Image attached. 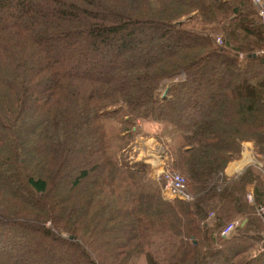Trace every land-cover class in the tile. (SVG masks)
Here are the masks:
<instances>
[{"label": "trees", "instance_id": "trees-1", "mask_svg": "<svg viewBox=\"0 0 264 264\" xmlns=\"http://www.w3.org/2000/svg\"><path fill=\"white\" fill-rule=\"evenodd\" d=\"M107 119L124 142L156 125L193 198L115 152ZM245 142L264 154L252 0H0V264H264L262 174H226Z\"/></svg>", "mask_w": 264, "mask_h": 264}, {"label": "rangeland", "instance_id": "rangeland-1", "mask_svg": "<svg viewBox=\"0 0 264 264\" xmlns=\"http://www.w3.org/2000/svg\"><path fill=\"white\" fill-rule=\"evenodd\" d=\"M183 20H186L187 21V18H183ZM130 32H132L133 36L135 38H140V37H148L149 36V33L151 32V29L150 28H147V27H144V26H135L134 28L130 29L129 30ZM128 31V32H129ZM128 32L125 33V34H122L120 35L117 40L115 41L116 43L114 44L115 46L112 47V49L117 50V48H119L120 44L125 42V36L128 35ZM217 36V40L218 42H222V41H219V39H221V34L220 33H217L216 34ZM91 60L94 59V57H90ZM90 60V61H91ZM231 73H234L233 69H228L227 72L225 73V76L223 77V84H220L218 86V90H221L223 89L225 86H228L231 84ZM181 77V76H180ZM167 89V88H166ZM203 93H204V97H203V100H202V103L199 104L198 106V110L199 111H202L204 109V105L206 104V101H208L210 95L212 93H209L210 90L208 89H205V87L203 88ZM165 91L163 92V95L165 94ZM209 93V94H208ZM106 126H107V130H108V135H109V140H110V144H111V147L112 149L115 151V152H119L121 150V147H126L127 151L126 153H128V160L131 164L135 163L136 161H143V162H146L148 164L151 165V175L157 179H159V174L158 172L162 171V170H165L166 168V164H167V160H168V155H167V152L163 146L162 143H160L155 137H154V134L156 133V130H160L156 125H153L150 129L151 131V134L150 132H143L141 135L140 134H136L134 136V138L132 139H125V142L123 140H121V138L118 136V127H119V122L114 120V119H107L106 120ZM140 127L143 129L145 128L144 125H140ZM144 131V130H143ZM164 132L166 133V136H168L170 138V135H173L174 132L172 131L171 128H167L166 130H164ZM147 133V134H145ZM136 137V138H135ZM171 142H173L171 140ZM249 147L250 150H255L256 147H254V143H249V142H245L244 144V147ZM131 148V151H129ZM246 153H249V152H246ZM242 156V154L240 155ZM239 156V158H241ZM253 163V162H251ZM240 167L239 166V163H238V158H236L235 160L231 161L229 164H228V167ZM248 168H253L257 171V173H260L262 174V186L264 188V168L262 166H259V165H256V164H246V166L242 169V170H239L236 172V170L234 172L231 173V176L230 177H237L238 175L242 174L245 170H247ZM254 170V171H255ZM227 172V171H226ZM222 187V186H221ZM218 189V188H217ZM220 189V188H219ZM188 196L190 197V199L188 200H191L193 197L190 193H188ZM248 196H251V199L249 200L248 199ZM246 197L248 199V201L252 204L254 203V188H253V185H249L248 188H247V194H246ZM256 203V202H255ZM263 208L264 210V204H256V213L257 215L261 216L260 212H259V207ZM210 216V219L214 217V215H212V213L209 215ZM261 218L264 219V217L261 216ZM242 219L240 218H235L233 219L232 221L226 223L225 225L227 226L228 224H230L231 222H234V221H239L240 223L242 222L241 221ZM225 226V227H226ZM224 227V228H225ZM65 236H69L68 233H64Z\"/></svg>", "mask_w": 264, "mask_h": 264}, {"label": "built area", "instance_id": "built-area-1", "mask_svg": "<svg viewBox=\"0 0 264 264\" xmlns=\"http://www.w3.org/2000/svg\"><path fill=\"white\" fill-rule=\"evenodd\" d=\"M252 2L257 9L258 16L262 24L264 25V0H252ZM219 41H221V39H219ZM251 162H253L252 164L263 166V162L256 158L252 159ZM158 173H160L159 179L162 178L164 181L163 191L168 197L190 199V197L188 196V193L186 192L185 180L179 174L172 173V172L170 173L169 171H164V170ZM248 199L250 200L251 196H248ZM258 210L261 216L264 217V210L262 206L259 207ZM239 224H240L239 221L231 222L223 229L222 235L228 236L239 226ZM263 233H264V230H263Z\"/></svg>", "mask_w": 264, "mask_h": 264}, {"label": "crops", "instance_id": "crops-1", "mask_svg": "<svg viewBox=\"0 0 264 264\" xmlns=\"http://www.w3.org/2000/svg\"><path fill=\"white\" fill-rule=\"evenodd\" d=\"M249 143H252V142H249ZM250 147V146H249ZM248 147V148H249ZM251 151L252 150H246V151H244L243 153H242V156H240L241 158H239L238 159V163H239V166L240 167H235V168H233V167H229V168H227V172H226V174L228 175V176H231V173L232 172H234L236 169V172L237 171H239V170H242L245 166H246V164H252L251 163V161H252V159H254L259 153H254L253 155H252V153H251ZM246 152H249V153H246Z\"/></svg>", "mask_w": 264, "mask_h": 264}]
</instances>
